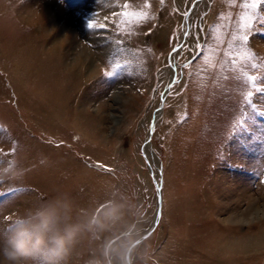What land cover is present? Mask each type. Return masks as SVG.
<instances>
[{
	"label": "rangeland",
	"instance_id": "1",
	"mask_svg": "<svg viewBox=\"0 0 264 264\" xmlns=\"http://www.w3.org/2000/svg\"><path fill=\"white\" fill-rule=\"evenodd\" d=\"M125 2L149 19L113 16ZM251 2L0 0V167L24 171L23 180H0V229L61 197L80 215L124 203L123 225L145 233L161 187L147 263L181 223L175 264H264V4L253 14ZM94 12L108 25L103 36L87 27ZM186 31L189 43L208 37L205 52L162 102L174 37ZM115 40L131 73L106 80ZM175 58L183 65L191 54ZM109 235H85L69 264L99 256L93 250Z\"/></svg>",
	"mask_w": 264,
	"mask_h": 264
},
{
	"label": "clouds",
	"instance_id": "2",
	"mask_svg": "<svg viewBox=\"0 0 264 264\" xmlns=\"http://www.w3.org/2000/svg\"><path fill=\"white\" fill-rule=\"evenodd\" d=\"M23 180L18 165L0 167V180ZM126 205L105 200L86 215L75 214L72 202L54 197L22 213L5 218L0 229V264H69L81 239L100 241L110 233L87 264H147L148 245L143 231L126 228Z\"/></svg>",
	"mask_w": 264,
	"mask_h": 264
},
{
	"label": "snow or ice",
	"instance_id": "3",
	"mask_svg": "<svg viewBox=\"0 0 264 264\" xmlns=\"http://www.w3.org/2000/svg\"><path fill=\"white\" fill-rule=\"evenodd\" d=\"M161 2L163 3L164 0H161ZM262 4H264V0H252L250 4H245V8L251 9L252 13L254 14L256 9ZM128 8H129V4L125 2L122 7V10L120 12H114L113 16L125 17L126 19L123 21V23L135 22L137 24H140L149 19V16L147 13L129 12L127 11ZM97 15L98 13L96 12L92 13L91 18L87 22V27L89 30H92L94 34L103 36L105 35V33L109 31L108 25L104 23H98L97 19L95 18ZM184 15H189V13L185 12ZM246 18L248 20V23L244 25V28L250 30L253 15L246 14ZM104 19L107 20L108 17H105ZM202 31L203 29H201V32ZM192 35L193 33L191 31H186L184 33L185 38L190 37ZM174 39L178 41V44L176 47L173 48L172 53H170V61L167 67L171 70L172 75H171L170 81L164 86L165 90L159 93L161 96L162 102L166 99V96L172 95V90L174 88L180 85L181 80L185 76L184 69L190 68L193 64V61L197 60V58L201 57L202 54L205 52L208 37H204V40L202 41L201 36L199 34H196L194 38L192 39L191 43H189L187 39H182L179 36L174 37ZM238 39L241 41L240 47L243 48L246 46L247 41L249 40V36L247 35V32H244L238 37ZM108 43L116 44L118 47L116 48L115 52L112 54L111 59L109 60V63L112 65V70L111 71L106 70L104 72V79L106 80L115 79L117 77L123 76L125 73H131V67H132L131 61L126 60L123 63H121L118 58L121 54L126 52V49L122 46L123 40L108 41ZM185 49L191 54V58L187 59V62L184 63L183 65H180L177 62L175 57H176V54L181 53V51ZM248 55L250 59H255V56L252 55L251 53H248ZM232 63L235 64L236 60L233 59ZM252 67H256V65L253 64ZM177 69H180V71H177ZM249 79L255 80L256 78L250 77ZM251 95L252 93H249V96ZM251 103L252 102L249 101V104ZM159 111L160 109L158 108L157 112ZM152 131L153 132L155 131L154 124L152 127Z\"/></svg>",
	"mask_w": 264,
	"mask_h": 264
},
{
	"label": "crops",
	"instance_id": "4",
	"mask_svg": "<svg viewBox=\"0 0 264 264\" xmlns=\"http://www.w3.org/2000/svg\"><path fill=\"white\" fill-rule=\"evenodd\" d=\"M181 224V223H179ZM178 224V231L177 229L175 228V231L172 233V235H166L165 236V233H164V239L163 241L161 242V244H163L158 251V253L156 254L157 256L154 257L152 256L150 259H149V263L147 264H175V261H173L174 259V256H173V249H175L177 247V244L179 246L180 242V238L177 239V236L179 237L180 236V226ZM130 225H133V222L130 224ZM161 227V225H159V228ZM182 227V226H181ZM172 228H174V226L172 225ZM158 230V229H157ZM159 231V230H158ZM154 232V231H153ZM172 232V230H171ZM153 236L156 234V237L159 236L160 233H156V231L154 233H152ZM166 241V242H165ZM168 251V252H167ZM172 258V260H171Z\"/></svg>",
	"mask_w": 264,
	"mask_h": 264
},
{
	"label": "water",
	"instance_id": "5",
	"mask_svg": "<svg viewBox=\"0 0 264 264\" xmlns=\"http://www.w3.org/2000/svg\"><path fill=\"white\" fill-rule=\"evenodd\" d=\"M184 39H185V37H184ZM159 204V206H158V216H157V220L155 221V223H154V225L150 228V229H148L145 233H144V235L146 236V237H148L153 231H154V229H155V227H157V225H158V219L161 217V213H162V190H161V187H159V202H158Z\"/></svg>",
	"mask_w": 264,
	"mask_h": 264
},
{
	"label": "bare ground",
	"instance_id": "6",
	"mask_svg": "<svg viewBox=\"0 0 264 264\" xmlns=\"http://www.w3.org/2000/svg\"><path fill=\"white\" fill-rule=\"evenodd\" d=\"M103 50H104V49H103ZM176 55H177V54H176ZM108 56H109V54H106V53H104V54H102V56H101V57H102V59H103V58H105V59H106V58H108ZM86 71H87V70H86ZM171 74H172V73H171ZM146 148H149V144H148V146H147ZM151 226H153V223H152V225H151ZM143 234H144V233H143Z\"/></svg>",
	"mask_w": 264,
	"mask_h": 264
}]
</instances>
